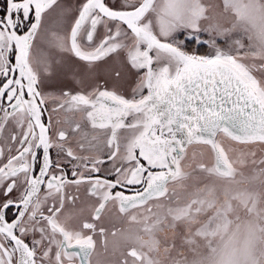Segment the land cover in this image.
I'll return each mask as SVG.
<instances>
[{"label":"snow or ice","instance_id":"snow-or-ice-1","mask_svg":"<svg viewBox=\"0 0 264 264\" xmlns=\"http://www.w3.org/2000/svg\"><path fill=\"white\" fill-rule=\"evenodd\" d=\"M0 264H264V0H0Z\"/></svg>","mask_w":264,"mask_h":264},{"label":"rangeland","instance_id":"rangeland-1","mask_svg":"<svg viewBox=\"0 0 264 264\" xmlns=\"http://www.w3.org/2000/svg\"><path fill=\"white\" fill-rule=\"evenodd\" d=\"M206 2H208V0H206ZM213 2H218V0H213Z\"/></svg>","mask_w":264,"mask_h":264}]
</instances>
